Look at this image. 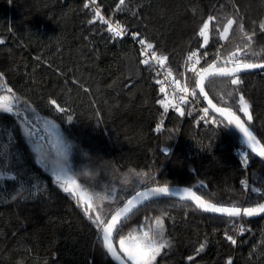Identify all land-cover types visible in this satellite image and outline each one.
<instances>
[{
  "label": "trees",
  "instance_id": "1",
  "mask_svg": "<svg viewBox=\"0 0 264 264\" xmlns=\"http://www.w3.org/2000/svg\"><path fill=\"white\" fill-rule=\"evenodd\" d=\"M208 19L203 48L199 33ZM228 20L234 23L224 40ZM261 24L264 0H0V264H115L104 248L103 225L94 221L107 223L133 194L152 186H187L224 206L264 202V162L209 109L216 127L194 104L183 116L165 113L167 91L140 48L151 43L157 59L167 57L162 70L179 81L193 51L207 54L203 68L214 57L217 66L264 63ZM115 25L127 35L116 36ZM238 77L239 85L230 84L232 77L212 78L206 91L244 118L232 103L243 95L251 105L248 125L264 145V71ZM60 141L82 150L86 166L128 176L105 214L85 193L77 195L85 185L80 179L73 176L79 188L71 193L56 180L50 161L65 155ZM239 148L248 153L246 168ZM247 175L248 191L241 185ZM160 216L169 246L154 264H264V215H211L175 199L134 212L119 226L116 247L120 239L131 247ZM234 221L246 229L242 235Z\"/></svg>",
  "mask_w": 264,
  "mask_h": 264
},
{
  "label": "snow or ice",
  "instance_id": "2",
  "mask_svg": "<svg viewBox=\"0 0 264 264\" xmlns=\"http://www.w3.org/2000/svg\"><path fill=\"white\" fill-rule=\"evenodd\" d=\"M120 5H124L125 0H118ZM93 3H95V0H93ZM86 8L88 7L87 4L84 5ZM95 15L102 20L105 24L108 23L107 20H104V17L100 15L99 9H94ZM212 19V18H210ZM234 23L233 20L227 21V27L224 29L225 32H227L228 28H231L232 24ZM241 27H243L241 25ZM209 28L208 23H203V28L200 30L199 35L204 36L206 30ZM261 30H264V24L260 25ZM109 31H112L111 28H109ZM122 31V30H121ZM121 31H116L115 35L120 36ZM248 40H252V36H248ZM139 43L143 44V40H139ZM4 41L0 40V44H3ZM205 43L207 41L205 40ZM148 49H152L153 45L151 43L147 44ZM206 57V53L204 54ZM199 54L195 51H193L189 56L188 60L191 61L193 57H198ZM233 56H236V53L233 52L229 56V60ZM161 61L167 60V57H161ZM144 64L148 65L149 61L147 59L144 60ZM254 68H264V63H250L245 62L243 60L237 59L233 63V67L229 68L227 65H223L219 68L216 66L215 57L213 62H208L207 65L197 72V69L195 67L191 68L190 70L199 75L200 79L203 80L204 74H211L215 76H221V77H232L229 81L231 85H239L242 83L241 79L236 75V73L242 71V70H248V69H254ZM169 75L171 73L169 72ZM9 91H11L9 89ZM180 91L187 92V88H181ZM203 88L201 87V92H203ZM196 93L193 92L192 95H195ZM206 95V94H205ZM228 95L231 97L233 95L232 91L228 92ZM181 101L184 100V97L182 96ZM50 103L55 104V101H51ZM162 106L164 108V112L167 113L168 108L170 106V102L165 103L164 101H161ZM209 105L214 109V111L218 112L221 116H226L228 118V124H234L236 128L240 130V132L243 134V137L245 138V143L253 152H256L257 155L264 158V149L258 150V145L260 144V141L256 138V136L253 134L252 131L249 130V126L245 125V122L241 121L240 117L235 114V112L232 111L230 107H217L215 104L212 103L211 100L208 101ZM233 106L238 105V110L243 112L245 116H247L248 120H252V115L250 112L251 105L249 102L245 99L243 95H239L238 98L234 99L232 101ZM173 107H176V110L179 112L181 116L184 115V111L181 107L177 105H171ZM7 111H11V109H6ZM205 117L208 116V109L205 108L204 110ZM212 123H216L215 120H212ZM159 127L157 128V131H159ZM167 151V150H165ZM67 159V154L64 156L55 158V159ZM247 158L248 153H244V166H247ZM45 161L47 160V157H42ZM53 174L58 182H60L61 187L63 188V191L65 192H72V186H75L76 188H79V184L77 181L73 178L75 173L72 172L71 167H66L63 170H57L54 167L52 168ZM3 176H0V179H3ZM200 187H205L204 185H201ZM246 187V186H245ZM152 195H159V194H170L169 189L165 187H157L152 188L149 190ZM184 195L181 197L182 199L191 200L195 203L197 208L202 210L205 213H213V214H220L227 217H253L260 214H264V203H257L255 206H237V205H231V206H224L222 204L212 203L208 200H205L203 198V195H197L195 192H193L189 188L183 189ZM78 196L85 195L82 193H77ZM138 195L144 196V193H139ZM106 197L101 196L99 194H96V199L103 200ZM92 200V196H88V201ZM134 205V201L129 199L126 203V206L121 207L119 210L115 212L114 215L110 216V222L105 223V221L99 220L97 218L96 223L99 225H103L102 231L104 233L103 235V241L105 245L108 248V251L112 253V255L117 259L121 260V264H123L122 258L120 255H118L115 251V249L112 246L111 243V233L114 229V226L118 223L122 215H126L127 213L132 211V207ZM163 215V214H162ZM89 219H92L91 216H89ZM236 231L239 232V234H243L245 232V228L243 224H240L238 222H233ZM131 236V234H130ZM227 240L231 242L232 245H235L237 243V240L233 238L232 235L227 236ZM121 245V250L124 253V255L127 257L128 260L132 261V264H154L156 257L161 254V251L168 247V242L164 239V220L162 216L157 217L155 219V228L150 229L149 231L142 232L138 237L136 242L131 247H125V240L120 239L119 241ZM204 250V245L201 244L200 248L197 250L198 253L202 252ZM194 257H189V259H193ZM227 264H232L231 260H228Z\"/></svg>",
  "mask_w": 264,
  "mask_h": 264
},
{
  "label": "water",
  "instance_id": "3",
  "mask_svg": "<svg viewBox=\"0 0 264 264\" xmlns=\"http://www.w3.org/2000/svg\"><path fill=\"white\" fill-rule=\"evenodd\" d=\"M209 24V28L206 30L205 32V35L204 36H201L203 39H204V44H203V48H205L209 42V39H210V29H211V20L208 19L207 22ZM203 28V27H202ZM205 40L207 41V43H205ZM217 66V65H216ZM223 66V65H222ZM221 66H217V68H219ZM227 67L231 68L233 67V64L231 65H227ZM259 71H264V68H254V69H248V70H242L238 73H236L237 76L239 75H242V74H247V73H255V72H259ZM212 78H230V77H221V76H215V75H211V74H204V78L203 80L200 79V77L198 76L197 78V81H196V87H197V91L202 99V101L204 102V104L206 105V107L209 109V111H211L215 116L221 118L222 120H224L227 125L234 131L236 132L239 137H240V141L241 143L249 150L251 151L253 154H255L259 159H261L263 162H264V158L260 157L259 155H257L256 152H253L251 150V148H249L247 146V144L245 143V138L243 137V134L240 132V130L238 128L235 127L234 124H228V118L226 116H221L218 112L214 111V109L211 107V105H209L208 101L211 100L213 104L214 101L210 98V96L208 95L207 91H206V83L212 79ZM201 87L203 88V92H201ZM206 94V95H205ZM217 107H220L218 106L217 104H215ZM58 108V107H57ZM60 111L61 109L58 108ZM236 114V113H235ZM237 116L240 117L241 121L245 122V125L246 126H249L248 123L251 122L248 120L247 116H245L244 118L241 117L240 115L236 114ZM69 121H71V118L69 119ZM249 130H251L250 126H249ZM253 132V131H252ZM254 134V133H253ZM255 135V134H254ZM256 136V135H255ZM256 138L258 139V137L256 136ZM259 140V139H258ZM260 141V140H259ZM258 147V150H261V149H264V145L260 142V144L257 146ZM167 187L169 189V193L170 194H159V195H152V193L149 191L150 189L152 188H157V187ZM185 188H189L191 189L193 192H195L194 189L190 188V187H187V186H177V185H162V186H152V187H148V188H145V189H142L138 192H136L135 194H133L129 199L133 200L134 201V205L132 207V211L127 213L126 215H122L120 220L118 221V223L114 226V229L111 233V243H112V246L113 248L115 249L116 253L118 255L121 256L122 258V261H123V264H132L130 260L127 259V257L124 255V253L122 252L121 250V247H116L115 245V242H114V239H115V235H116V232L119 228V226L128 218L130 217L134 212H136L137 210H139L141 207H143L145 204L151 202V201H155V200H160V199H175V200H179V201H182V202H188V203H191L192 205H194L196 208L197 206L195 205V203L191 200H187V199H182L181 197L184 195L183 193V189ZM139 193H144L145 195L144 196H140L138 195ZM196 193V192H195ZM197 194V193H196ZM198 195V194H197ZM128 199V200H129ZM127 200V201H128ZM127 201L122 204L119 208H117L112 215L115 214V212L117 210H119L121 207L123 206H126V203ZM264 203V202H262ZM199 209V208H197ZM200 210V209H199ZM202 211V210H201ZM207 214H211V215H218V216H224V215H220V214H213V213H207ZM264 214H260V215H257V216H253V217H246V216H241V217H246V218H258V217H261L263 216ZM227 217V216H225ZM241 217H238V218H241ZM107 222H110V219H108ZM103 227V226H102ZM103 231H102V240H103ZM103 244H104V248L107 252V254L109 255V257L111 258V260L115 263V264H121V260H117L113 255L112 253H110L108 251V248L107 246L105 245L104 241H103Z\"/></svg>",
  "mask_w": 264,
  "mask_h": 264
},
{
  "label": "built area",
  "instance_id": "4",
  "mask_svg": "<svg viewBox=\"0 0 264 264\" xmlns=\"http://www.w3.org/2000/svg\"><path fill=\"white\" fill-rule=\"evenodd\" d=\"M115 27H116L115 32L122 30L120 36H126L127 35V31L124 30L122 27L117 26V25H115ZM140 48L142 50L143 58L147 59L149 61L150 65H152L156 69V71H158V73L160 75L161 84L166 89L167 95H168V102H170V106L168 108V111L173 112V113H179L176 110V107H173L171 105H177V106L181 107L184 111L188 107V105L194 104L197 107H199L201 114H202L201 116L204 119V121L207 124L216 127L217 124L212 123V118L209 115V113H208L207 118H204L205 117V113L203 111L204 107L201 105V103L197 97L195 87L193 86V82L195 81V79L198 75L193 73L190 70L193 67H195L197 69V72L202 70L207 56L203 57L201 55V53L197 52L199 54V56L193 57V59L191 61H189L188 56L190 54H188L186 61H185V64H184V68H183V74H184L183 81H180V80L176 81L171 75H169V74L167 75V73L162 70L161 61L153 55V53L151 52L150 49H148L147 47L142 46V45H140ZM189 80H190V83H187V81H189ZM181 88H187V92L180 91ZM193 92H195L196 94L192 95ZM182 96L184 97L183 101H181V99H180ZM238 155H239V158L241 159V161L243 162L244 156L242 155L240 149L238 150ZM244 168H246V166H244ZM241 185L248 191V188L250 186V180H249L248 175L242 180Z\"/></svg>",
  "mask_w": 264,
  "mask_h": 264
},
{
  "label": "rangeland",
  "instance_id": "5",
  "mask_svg": "<svg viewBox=\"0 0 264 264\" xmlns=\"http://www.w3.org/2000/svg\"><path fill=\"white\" fill-rule=\"evenodd\" d=\"M229 30H230V28H228L227 32L224 31L222 33V38L224 40L226 39V36L229 33ZM183 78H184V74H182V77H180V81H183ZM187 83H190V80L187 81ZM193 86L195 87V81L193 82ZM205 108L206 107H204V109ZM212 120H213V118H212ZM56 136H58V135H56ZM56 138L57 137H54V139H56ZM60 144L62 145V147L64 149V154H67L68 158L72 157V159L74 160L73 162H75V167H74L75 175H74V177L78 180L80 179L81 182L83 184H85L83 186V188H79L80 189L79 193H82V194L85 193L87 197L92 196V202H94V206L96 208H98L97 213L100 214V211H99V209H100L101 214H105L106 213L105 206H106V204L107 205L109 204L107 201L109 200L110 197H114L116 195L117 188L119 189V187L124 185L123 182L128 178V176L126 175L125 177H123V176L121 177V176H118L116 174L111 175L109 170L103 172L104 169L101 166L96 168L95 172L97 171L96 172L97 174H95L96 176L94 175V178H92V179H90V177L92 175H89L88 177L80 175L79 170H81L82 165H86L85 161L87 159V155L82 150L76 149V147H74V146L73 147L68 146L66 141H64V143L62 141H60ZM239 149H240L242 155L244 156L245 150L242 148H239ZM96 194H99V195L104 196L106 198L103 200L96 199ZM246 195H247V192H246ZM97 213H96V215H97ZM124 246L127 247L126 245H124Z\"/></svg>",
  "mask_w": 264,
  "mask_h": 264
},
{
  "label": "clouds",
  "instance_id": "6",
  "mask_svg": "<svg viewBox=\"0 0 264 264\" xmlns=\"http://www.w3.org/2000/svg\"><path fill=\"white\" fill-rule=\"evenodd\" d=\"M52 167H54L57 170H63L66 167H72V161L71 158L67 159H53L50 161ZM79 174L83 175L85 177H88L89 175H95V170L91 167H88L86 165L81 166V170H79Z\"/></svg>",
  "mask_w": 264,
  "mask_h": 264
},
{
  "label": "bare ground",
  "instance_id": "7",
  "mask_svg": "<svg viewBox=\"0 0 264 264\" xmlns=\"http://www.w3.org/2000/svg\"><path fill=\"white\" fill-rule=\"evenodd\" d=\"M163 66V65H162ZM159 75V74H158ZM196 84V83H195Z\"/></svg>",
  "mask_w": 264,
  "mask_h": 264
}]
</instances>
